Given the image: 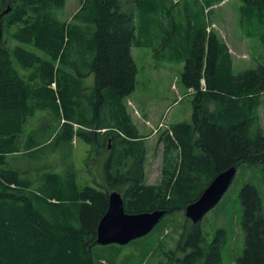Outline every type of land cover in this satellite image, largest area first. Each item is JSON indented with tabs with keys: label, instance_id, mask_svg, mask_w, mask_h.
Returning a JSON list of instances; mask_svg holds the SVG:
<instances>
[{
	"label": "trees",
	"instance_id": "trees-1",
	"mask_svg": "<svg viewBox=\"0 0 264 264\" xmlns=\"http://www.w3.org/2000/svg\"><path fill=\"white\" fill-rule=\"evenodd\" d=\"M78 1L66 19L68 0H0V15L10 9L0 41V264H95L113 191L128 214L166 210L167 217L233 167L264 174V60L234 71L211 28L213 9L226 0ZM238 22L245 38L264 45V0H242ZM134 48L183 64L181 84L193 91L190 121L159 137L157 185L147 183V143L126 104L138 82ZM40 113L46 120L29 127ZM77 140L89 146V172L96 163L93 186L78 181ZM241 200L245 250L237 264H264L257 187L246 185ZM169 254L180 264H223L220 241L209 242L189 219Z\"/></svg>",
	"mask_w": 264,
	"mask_h": 264
},
{
	"label": "rangeland",
	"instance_id": "rangeland-1",
	"mask_svg": "<svg viewBox=\"0 0 264 264\" xmlns=\"http://www.w3.org/2000/svg\"><path fill=\"white\" fill-rule=\"evenodd\" d=\"M131 5L134 0H123ZM170 4V1H167ZM172 6L176 1H171ZM242 0H226L215 6L212 13L211 28L230 50L234 62V71L238 74L256 69L264 60V45L257 40L243 36L238 22ZM80 8L78 0H68L64 13L70 19ZM185 2H181L179 11H186ZM210 28V29H211ZM209 29V30H210ZM10 45H16L10 41ZM133 55L139 68L135 93L126 100L127 108L133 120L145 138L148 148L146 176L147 183L157 185L161 180L163 147L160 135L172 125L190 121L192 114L193 91H186L181 84V72L184 65H172L154 61L148 48H134ZM48 113H40L32 119L29 127L37 126L46 120ZM261 123L264 129V96L260 108ZM75 162L78 169V181L81 186H93L91 171L96 166L92 162L91 171L85 159L89 146L75 142ZM246 185L257 187L262 198L264 213V174L260 167L243 165L222 201L210 211L201 223L203 234L209 242L219 240L222 245L223 264H237L245 250V235L242 229L243 204L241 191ZM185 211L165 217L147 236L128 245L96 246L95 264H180L169 254L176 250L177 241L186 224ZM183 258L181 251L176 252Z\"/></svg>",
	"mask_w": 264,
	"mask_h": 264
},
{
	"label": "water",
	"instance_id": "water-1",
	"mask_svg": "<svg viewBox=\"0 0 264 264\" xmlns=\"http://www.w3.org/2000/svg\"><path fill=\"white\" fill-rule=\"evenodd\" d=\"M10 12L0 15V41L4 37L2 18ZM110 147V146H109ZM238 168L233 167L217 175L202 193L201 197L185 210V215L194 225L201 224L229 191L237 175ZM166 210H156L140 214H128L122 194L113 191L109 194L108 209L97 228V246L128 245L149 235L166 217Z\"/></svg>",
	"mask_w": 264,
	"mask_h": 264
}]
</instances>
